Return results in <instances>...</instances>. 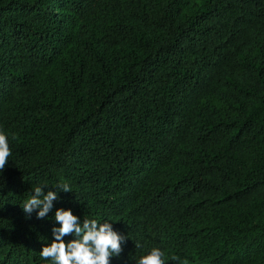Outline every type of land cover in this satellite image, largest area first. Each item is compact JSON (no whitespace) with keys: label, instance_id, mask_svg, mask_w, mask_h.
I'll return each instance as SVG.
<instances>
[{"label":"trees","instance_id":"1","mask_svg":"<svg viewBox=\"0 0 264 264\" xmlns=\"http://www.w3.org/2000/svg\"><path fill=\"white\" fill-rule=\"evenodd\" d=\"M0 133V264H54L57 209L109 264H264V0H0Z\"/></svg>","mask_w":264,"mask_h":264},{"label":"clouds","instance_id":"2","mask_svg":"<svg viewBox=\"0 0 264 264\" xmlns=\"http://www.w3.org/2000/svg\"><path fill=\"white\" fill-rule=\"evenodd\" d=\"M11 150L5 134L0 133V172L5 169ZM47 185L37 186L29 199L24 202L25 213H32L35 209L37 218L43 219L53 208V201L58 199L57 193L43 189ZM60 191L71 192L68 184L60 185ZM55 221L60 225L52 229L54 239L50 245L44 246L40 255L43 259H51L54 264H109V258L118 256L121 243L125 239L113 230L109 222L99 223L96 220L84 219L83 222L71 210L57 209ZM74 235L75 239L65 242L64 237ZM138 246V245H136ZM164 253L154 248L150 254L143 256L138 264H165Z\"/></svg>","mask_w":264,"mask_h":264}]
</instances>
